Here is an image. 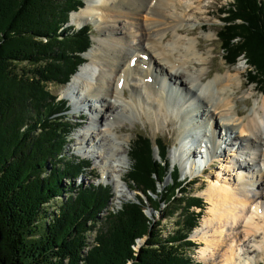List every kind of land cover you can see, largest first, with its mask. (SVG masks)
<instances>
[{
  "label": "trees",
  "instance_id": "1",
  "mask_svg": "<svg viewBox=\"0 0 264 264\" xmlns=\"http://www.w3.org/2000/svg\"><path fill=\"white\" fill-rule=\"evenodd\" d=\"M85 5V0H0V264H195L187 249L195 244L189 235L204 215V198L190 193L178 166L170 169V144L160 136L159 159L154 140L136 134L128 178L144 195L123 202L117 212L101 215L113 197L111 184H73L91 163L64 153L79 126L73 127L70 106L48 84L69 82L87 62L91 24L67 25L71 12ZM219 11L223 58L235 64L244 56L247 83L264 93V0H234ZM20 61L34 67L19 71ZM58 195L63 199L49 212L47 203ZM178 201L171 215L178 213L180 221L173 231L146 213L148 206L164 213ZM144 236L145 243L133 249Z\"/></svg>",
  "mask_w": 264,
  "mask_h": 264
},
{
  "label": "bare ground",
  "instance_id": "2",
  "mask_svg": "<svg viewBox=\"0 0 264 264\" xmlns=\"http://www.w3.org/2000/svg\"><path fill=\"white\" fill-rule=\"evenodd\" d=\"M203 1L87 0L72 21L80 26L94 21L96 43L86 52L87 64L62 93L72 98L76 109L89 108L91 126L78 143L97 148L91 157L111 168L103 170L104 177L128 189H121V199L134 197L121 185L130 162L124 144L131 141L129 134H118L122 122H132L143 112L159 121L166 117L169 123L182 118L180 145L172 155L185 161L191 145L193 168L196 147L201 146L197 136L219 134L217 154L210 156L223 163L205 186L209 212L193 237L202 244L204 264H258L264 260V96L251 110L240 109L241 63L212 77L214 65L193 36L192 23L199 14L210 13ZM186 91L195 100L180 101L177 93ZM252 93L244 91L242 97ZM98 121L101 127L91 131Z\"/></svg>",
  "mask_w": 264,
  "mask_h": 264
},
{
  "label": "rangeland",
  "instance_id": "3",
  "mask_svg": "<svg viewBox=\"0 0 264 264\" xmlns=\"http://www.w3.org/2000/svg\"><path fill=\"white\" fill-rule=\"evenodd\" d=\"M233 0H204L203 1V5H207L208 9L210 11V13H201L199 14L198 20L196 23H192L193 26L196 27L195 29V33H194V37H197L198 40L201 42L200 48L202 51L207 52V59L210 61V63H212L213 66V71L212 73V77H214L217 73H222L224 72L227 68H233V67H237L240 63L242 64V66H245L242 72V76L241 79L242 81L244 80V86L243 88L239 91V99H238V105L240 107V109H243L244 111L246 110H251L252 107L256 104L258 98L261 100L263 99L264 94L260 91V87L258 85H256L255 83L253 84H249L247 83L248 81V75H249V71H250V66L248 64V62H246V58L244 56H240L239 60L233 64V63H228L226 62V60L223 58V54H222V50H221V42L220 39H218V35L217 32L220 29V24H222L221 22V18L224 17V15L221 14V12L219 11L220 7L223 6L224 9H228L229 4L232 2ZM87 3V0H85V4ZM83 8V7H82ZM81 9V8H80ZM79 9V10H80ZM78 10V11H79ZM76 12L73 11L71 12L70 16H69V22L70 25L78 27L80 25H77L76 23H74L72 21V14ZM69 22L67 23V25H69ZM87 23V22H86ZM91 24V22H88ZM85 25V24H84ZM83 26V25H82ZM80 26V27H82ZM92 26V33L91 35L93 36V45L96 43V39H97V26L96 23L93 21V24H91ZM210 34V36H209ZM89 48V47H88ZM90 48H92L90 46ZM90 48L85 51V53L83 54V56H86V52H88L90 50ZM87 57V56H86ZM88 60V57H87ZM88 62V61H87ZM87 62H85V64H87ZM84 64V65H85ZM83 66V65H82ZM207 66V67H206ZM206 69L205 70H209L210 68L208 67V65H206ZM29 67H34L33 63L30 62H18V70L22 71V69L26 70L29 69ZM81 68V67H80ZM79 68V69H80ZM209 68V69H208ZM78 71V70H77ZM76 71V72H77ZM75 72V73H76ZM74 73V74H75ZM73 74V76H74ZM72 76V75H71ZM73 78V77H71ZM70 78V79H71ZM72 80V79H71ZM70 80V81H71ZM69 81V82H70ZM69 83H51L48 84L49 85V90L53 93V94H57L59 95V97L64 96V94L62 93L63 88H65ZM253 90V93L251 95H249L246 98H243V94L244 91L248 90ZM130 90H127V93ZM129 94V93H128ZM63 98V97H62ZM67 105V104H66ZM81 109V108H78ZM77 109V110H78ZM77 113L76 111H69V119L70 121H72L73 123V127L74 126H79L77 129L75 128L74 131H72V134L70 136V138L68 139V144L65 146V154H73L77 157H87L89 156H94L95 154L92 152L93 150L97 148L93 147V148H88L85 147L86 145H84L83 143H78L81 142L82 139L80 138V135L87 132V129H89V127L91 126V119H89V117H85L83 119H79L77 118ZM249 112H247L246 114H248ZM67 118V119H68ZM68 119V120H69ZM181 119V123L179 122ZM183 119L182 118H178L175 117V121L174 123H169L168 120L166 119V117L161 118V120L159 121L154 115H148L147 113H142L136 120H133L132 122L129 121H124L122 122L120 125V127L118 128L119 133L118 134H122V135H126L129 134L130 135V142L125 143L124 146L127 148V150L130 151V148H132V144L134 142V140L136 139V134H139L140 132H143L146 134V136L151 137L152 139H155L157 136H160V138H163L165 140V142L170 144V149H169V165H170V169H173V163L175 161H179V163L182 166V170H181V177L180 179L185 181L186 183H188L190 185V187L188 188V190L190 191V193H195V194H200V196H202L204 198V203H205V211H204V215L201 218L200 221H198V225L200 226L203 219L205 217L208 216V212H209V203L206 199V197L203 195V192L205 190V186L207 184H209V182L213 179V173L215 170H217L220 167V164L223 163L221 161H216V158L214 157L210 162H209V166L206 169H203L204 171L201 173L199 171L196 170V164L194 165V168L192 167L191 160H189V164H188V168L186 167L187 165L183 164L182 160H174L173 158V151H175L174 149H176V147H179V136L181 135L180 133V127L182 124ZM101 127L100 122L98 121L97 124L93 127H91V131H97L98 128ZM225 130L221 131V134L224 133ZM81 139V140H80ZM196 142H198V138L195 140ZM221 142V141H220ZM225 144V142H224ZM155 146V145H154ZM227 148L229 147V149L231 148L228 144L226 145ZM87 148V149H86ZM89 149V150H88ZM106 150V149H105ZM202 150V149H201ZM201 150L199 149V146L196 147V154H200L202 153ZM220 154V153H218ZM128 158H129V164L125 165L124 169H123V178L125 181H123V183L121 182V185L126 184L128 186V183H130V185L133 187L132 189L129 188L131 190V192L134 194V197H124V198H119V194L121 191V189L123 190H128L126 187L125 188H121V187H117L116 183L113 181V179H109L107 180V178L104 177V173L103 170L104 169H111L108 165L103 164V162L101 163V160H90L91 163V167H86L84 169V173L81 174L80 176H77L75 178L74 181V185L76 187H78V185L84 184V185H90L91 183H98V182H105L107 184H111L114 183L113 187L114 189L113 191V197L111 199V202L109 203V209L111 210H115L117 211L118 209H121V205L123 204V202L125 201H130V200H134L136 199L137 195H141L143 197V192H141L140 188L138 186H134L131 181L130 178H128L129 176V171L130 168L132 166V162H133V158L131 159V156H129V153H127ZM154 156L156 158H159V155L157 154V152H154ZM198 155H196L197 157ZM170 174L167 175V177H165L166 181L165 184L171 180L170 178ZM116 179V177H115ZM69 181V180H68ZM112 182V183H111ZM70 184V181L68 182ZM163 187L160 186V190ZM64 197L66 198L68 196L67 192L64 193ZM63 198L60 197L59 195L56 196L55 198H53L50 203H47V205H50L51 207L49 208V212L50 210L54 209V207L58 206V202H60ZM180 205V201L173 203V205H170L166 210H164L163 212H159L157 210H155L153 207L148 206L147 210L150 211V216H152L153 214L157 215V218H159L158 220H160V222H162L163 227L165 228V230L167 231H173L177 228L178 222L179 220V215L178 213L177 216L175 215H171L172 212H174L176 209H178V206ZM46 206V205H45ZM108 209V210H109ZM108 210H104L108 211ZM103 215V212L102 214ZM183 219V218H182ZM178 220V222H177ZM197 225V227H198ZM196 229V228H194ZM193 232L191 233V235H189L190 239L195 241V244H192V247L187 249V254L189 256H192L196 263L195 264H204V261L201 259L200 257V249H201V243L199 242L198 239H196L195 237H193ZM94 234L95 232L93 231L90 236H89V243L90 245H93L94 243ZM147 237L144 236L139 237L137 239L136 245L135 247H133V249L138 250V247H140L141 245H143L146 241ZM203 261V262H202ZM264 261V260H262ZM262 261L258 262V264L262 263Z\"/></svg>",
  "mask_w": 264,
  "mask_h": 264
},
{
  "label": "built area",
  "instance_id": "4",
  "mask_svg": "<svg viewBox=\"0 0 264 264\" xmlns=\"http://www.w3.org/2000/svg\"><path fill=\"white\" fill-rule=\"evenodd\" d=\"M107 213H108V211H105V212L103 211V215H102V216H105ZM93 231L96 232L97 229L95 228ZM93 231H90V234H91ZM95 235H96V233L94 234V241H95ZM87 250H88V247L85 248V251H87Z\"/></svg>",
  "mask_w": 264,
  "mask_h": 264
},
{
  "label": "water",
  "instance_id": "5",
  "mask_svg": "<svg viewBox=\"0 0 264 264\" xmlns=\"http://www.w3.org/2000/svg\"><path fill=\"white\" fill-rule=\"evenodd\" d=\"M146 213H147L149 216L151 215L149 210H146Z\"/></svg>",
  "mask_w": 264,
  "mask_h": 264
}]
</instances>
